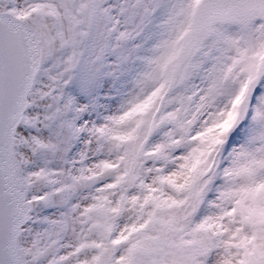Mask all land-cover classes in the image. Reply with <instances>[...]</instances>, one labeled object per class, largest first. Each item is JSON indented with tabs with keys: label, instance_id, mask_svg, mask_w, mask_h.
<instances>
[{
	"label": "snow or ice",
	"instance_id": "6c2138e0",
	"mask_svg": "<svg viewBox=\"0 0 264 264\" xmlns=\"http://www.w3.org/2000/svg\"><path fill=\"white\" fill-rule=\"evenodd\" d=\"M0 264H264V0H0Z\"/></svg>",
	"mask_w": 264,
	"mask_h": 264
}]
</instances>
